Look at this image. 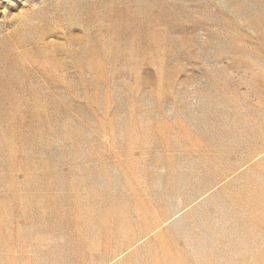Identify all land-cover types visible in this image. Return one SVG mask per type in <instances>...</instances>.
Instances as JSON below:
<instances>
[{
    "label": "rangeland",
    "instance_id": "rangeland-1",
    "mask_svg": "<svg viewBox=\"0 0 264 264\" xmlns=\"http://www.w3.org/2000/svg\"><path fill=\"white\" fill-rule=\"evenodd\" d=\"M0 264H264V0H0Z\"/></svg>",
    "mask_w": 264,
    "mask_h": 264
}]
</instances>
